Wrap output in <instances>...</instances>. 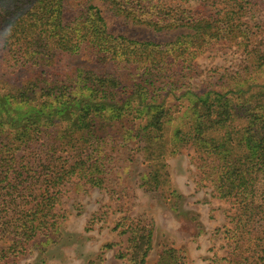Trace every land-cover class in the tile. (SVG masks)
<instances>
[{
    "label": "trees",
    "instance_id": "obj_1",
    "mask_svg": "<svg viewBox=\"0 0 264 264\" xmlns=\"http://www.w3.org/2000/svg\"><path fill=\"white\" fill-rule=\"evenodd\" d=\"M99 1L107 11L135 25L157 32H188L166 43L140 42L110 34L92 0H0V51L9 67L46 68L57 55H80L87 47L98 59L113 64L116 72L132 67L140 77L129 89L122 87L124 77L116 73H77L79 69L68 82L40 79L39 74L18 89L0 82V233L6 239L3 242L10 243L4 249L7 252L0 254V264H5L7 256L23 252L42 228L52 231L55 223L47 219L53 217L64 185L78 178L93 187L102 186L103 171L96 155L117 136L108 132L114 125L124 128L128 123L123 137L139 143H167L170 153L189 145L195 152L215 156L219 163L209 175L216 198L234 199L247 215L255 214L250 206L257 173L264 170L262 144L255 145L257 137L264 140V45H252L245 19L259 11L258 1L213 0L209 14L182 15L160 0ZM216 44H234L242 50L241 76L234 77L235 86L223 94L198 93L190 82L196 72L194 61ZM175 118L176 127L170 133ZM54 126L59 127L56 147L65 155L55 160L47 153L38 171L33 162L19 165L16 150L28 149ZM54 147L51 144L47 150ZM164 152L163 147L152 159L149 153L148 175L156 176L158 164L153 161ZM27 198L30 201L25 202ZM237 213L230 219L234 227L225 229L233 247L219 260L264 264V247L242 249L244 237L239 238L238 231L249 225L251 217L243 222L239 208ZM139 232L136 245L125 253L119 251L117 259L146 264L152 236L148 229L139 228ZM157 264L186 261L175 249H165Z\"/></svg>",
    "mask_w": 264,
    "mask_h": 264
},
{
    "label": "rangeland",
    "instance_id": "obj_2",
    "mask_svg": "<svg viewBox=\"0 0 264 264\" xmlns=\"http://www.w3.org/2000/svg\"><path fill=\"white\" fill-rule=\"evenodd\" d=\"M256 1L259 11L245 20L251 32L252 45L262 47L264 0ZM92 2L102 11L107 30L114 36L140 42L166 43L188 32L186 29L157 32L116 17L99 0ZM207 2L160 0L173 13L180 11L178 15L184 12L209 14L213 0ZM244 57L242 50L234 44H216L205 50L194 61L196 72L190 81L191 89L198 93L215 91L222 94L233 89L236 83L234 77L241 76L242 67L239 65ZM76 69H79L77 73H116L124 77L122 87L127 89L140 79L139 71L132 67L116 72L113 64L98 59L87 47L80 55H57L48 67L42 69L20 68L18 65L9 67L0 51V82L6 87L18 89L29 80L36 79L37 74L40 79L59 78L68 82ZM236 71H240L239 75H235ZM176 122L175 118L173 126L169 127L170 133L174 131ZM128 127V123L124 128L118 125L110 127L108 132L113 136L118 133V137L110 139L111 143L108 141L103 151L96 155L103 171L102 186L93 187L78 178L64 185L60 203L52 211L53 217L47 219L55 223L52 231L42 228L23 252L7 256L3 261L5 264H129L116 256L119 251L125 253L136 245L139 228L150 230L152 236L153 249L146 264H157L159 255L165 249H175L177 256L183 257L186 264H227L219 259L227 257L233 247L225 229L234 227L230 219L238 215V208L239 215L246 217L243 222L251 217L250 223L246 222L249 225L240 227V234L238 231L239 238L244 237L240 240L242 249L248 247L251 251H259L264 247V170L257 173L255 197L250 206L255 214L249 216L234 199L226 201L216 198L209 174L212 175V167L218 165V158L195 152L189 145L170 153L172 150L168 149L167 143L155 145L154 142L139 143L126 139L123 134ZM58 129V126H54L52 132L48 131V135L35 140L28 149L21 147L16 150L18 164L25 166L33 162L38 166V171L47 153L55 160L65 155L61 147H56L59 143ZM263 131L264 128L262 136ZM257 140L255 145L258 142L262 144L264 152V140L260 141L258 137ZM51 144L55 147L49 152L47 147ZM163 147V155L153 161L155 165L158 164L154 173L156 176L148 175L149 153L152 159V154ZM25 178L30 181L29 177ZM28 201L30 198L25 202ZM3 241L6 239L0 233V254H5L7 250L4 249L10 245ZM109 245L112 247L108 248ZM213 253L219 256H213Z\"/></svg>",
    "mask_w": 264,
    "mask_h": 264
},
{
    "label": "crops",
    "instance_id": "obj_3",
    "mask_svg": "<svg viewBox=\"0 0 264 264\" xmlns=\"http://www.w3.org/2000/svg\"><path fill=\"white\" fill-rule=\"evenodd\" d=\"M152 249H153V245H152ZM152 252V250L150 251V253ZM150 253H149V255H150ZM205 254V253H204ZM149 255H148V257H149ZM213 256H219L218 254H216V253H213ZM147 257V258H148Z\"/></svg>",
    "mask_w": 264,
    "mask_h": 264
}]
</instances>
